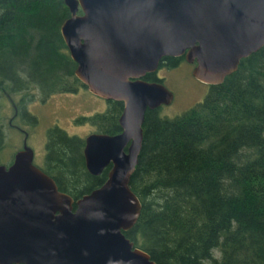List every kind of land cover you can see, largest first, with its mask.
<instances>
[{"label": "trees", "instance_id": "trees-1", "mask_svg": "<svg viewBox=\"0 0 264 264\" xmlns=\"http://www.w3.org/2000/svg\"><path fill=\"white\" fill-rule=\"evenodd\" d=\"M68 16L63 0H0V88L45 98L84 87L59 32ZM181 59L163 57L159 66ZM121 109L120 101L106 100L102 111L74 122L115 134ZM158 109L144 112L128 183L140 210L124 236L155 264H264V45L182 113L168 118ZM82 143L48 128L45 172L75 178ZM106 171L88 175L86 188L100 185Z\"/></svg>", "mask_w": 264, "mask_h": 264}, {"label": "water", "instance_id": "water-1", "mask_svg": "<svg viewBox=\"0 0 264 264\" xmlns=\"http://www.w3.org/2000/svg\"><path fill=\"white\" fill-rule=\"evenodd\" d=\"M63 3L69 16L59 32L73 74L91 94L122 103L120 131L84 136L86 171L95 176L109 168L105 180L75 202L32 164L25 140L12 162L0 165V264H155L123 234L140 210L128 183L144 112L172 99L160 81L143 76L156 71L161 58L182 56L194 79L221 83L264 45V0Z\"/></svg>", "mask_w": 264, "mask_h": 264}, {"label": "rangeland", "instance_id": "rangeland-1", "mask_svg": "<svg viewBox=\"0 0 264 264\" xmlns=\"http://www.w3.org/2000/svg\"><path fill=\"white\" fill-rule=\"evenodd\" d=\"M190 70L191 65L183 59L174 66L160 65L156 69L155 76L172 94L169 104L159 106L158 114L160 116L171 118L178 115L200 101L206 93L207 85L194 79L190 75ZM3 100V96L0 95V123L4 129L5 140L9 141V138L11 140L13 137L11 141L17 150L22 143V133L17 130L13 133L7 127V119L11 116L12 110L9 104L7 106ZM13 100L19 112L15 117V124L27 132L25 142L32 149V162L37 166L40 165L44 156L48 128L57 126L68 135L83 138L88 133L95 132L96 128L88 123L77 124L74 120L81 115L88 116L100 112L106 104L105 100L91 94L85 87H80L74 93H55L45 98H41L35 90L33 94L25 96L17 93L13 94ZM22 110L32 115L35 119L34 124H31L27 117L21 115ZM4 154L6 158L9 153L3 152L2 155ZM213 253L217 255L215 250Z\"/></svg>", "mask_w": 264, "mask_h": 264}, {"label": "flooded vegetation", "instance_id": "flooded-vegetation-1", "mask_svg": "<svg viewBox=\"0 0 264 264\" xmlns=\"http://www.w3.org/2000/svg\"><path fill=\"white\" fill-rule=\"evenodd\" d=\"M78 13V12H77ZM167 57V56H166ZM177 57H182V56H177ZM182 59H183V57H182ZM160 63V62H159ZM159 63H158V66H157V68L159 67ZM191 65V68H192V64H190ZM147 77H152L151 78V80H149ZM153 77H154V80H153ZM143 79L144 80H147V81H160V79H158V77H156L155 76V71L154 72H150V73H146L144 76H143ZM161 82V81H160ZM0 89H2V90H0V93H1V96H3V98H4V102H5V104H7V106H8V104H9V106L11 107V110H12V112H11V116H9V118L7 119V127L8 128H10L11 130L10 131H12L13 133H14V131L15 130H17V131H19V132H21L22 133V142H23V140H25L26 141V138H27V132L24 130V129H22L21 127H19V126H17L16 124H15V117H16V106H15V103H14V100H13V94L11 93H8V92H6L4 89H3V87H1ZM105 103H106V100H105ZM0 132H1V140H0V165H3V166H5V167H7L11 162H12V160H13V156H14V154H15V152H16V150H15V148H14V146H15V144L13 143V141H11V140H13V137H11V140H10V138H9V141H6L5 140V133H4V129H3V127H2V123H0ZM12 133V134H13ZM24 136H25V139H23L24 138ZM80 138V137H79ZM84 138V137H83ZM83 138H81L82 139V141H83ZM83 144V143H82ZM21 145H22V143H21ZM83 146V145H82ZM20 148H21V146H20ZM19 148V149H20ZM18 150V149H17ZM6 153V154H8L9 155V157H8V155H7V157L5 158V154L4 155H2V153ZM32 153H33V151H32ZM81 156H82V148H81ZM1 158H2V160H1ZM32 158H33V156H32ZM42 161H41V163H40V165H35L36 167H38L42 172H44L46 175H48L46 172H45V169H43V168H45L46 166H45V151H44V156H43V158L41 159ZM32 164H33V162H32ZM34 165V164H33ZM82 166H83V169L81 170V171H79V170H74V175H75V178H73L72 180H68L67 179V177H69V176H66V175H61V176H56V179H54L53 177H51L50 175H48L49 177H51L52 178V180L54 181V183H55V185H56V188H57V190L59 191V192H62V193H64V194H66V195H68L71 199H72V201L73 202H75L78 198H80L82 195H84V194H87L88 192H90L92 189H90V190H88L87 188H86V185H85V183H87L86 181H87V178H88V175L89 176H94V175H91V174H89L87 171H86V169H85V167H84V162H83V157H82ZM106 168V167H105ZM104 168V169H105ZM108 168H109V165L107 166V170H108ZM103 169V170H104ZM77 171V172H76ZM102 172V171H101ZM107 172V171H106ZM96 176V175H95ZM76 179V180H75ZM86 179V180H85ZM57 183L60 185V186H62L64 189H66L67 191H63V190H61V189H59L58 188V186H57ZM66 184V185H65ZM71 184V185H70ZM99 186V185H98ZM98 186H96V187H98ZM95 187V188H96ZM94 189V188H93ZM68 192H71V193H79L80 195H78V196H74V195H71V194H69ZM73 208H74V205H73ZM124 233V232H123Z\"/></svg>", "mask_w": 264, "mask_h": 264}]
</instances>
